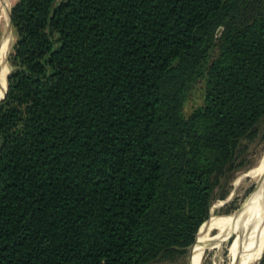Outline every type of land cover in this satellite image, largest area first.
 <instances>
[{
  "label": "trees",
  "instance_id": "obj_1",
  "mask_svg": "<svg viewBox=\"0 0 264 264\" xmlns=\"http://www.w3.org/2000/svg\"><path fill=\"white\" fill-rule=\"evenodd\" d=\"M10 27L0 264H156L196 244L264 120V0H17Z\"/></svg>",
  "mask_w": 264,
  "mask_h": 264
},
{
  "label": "rangeland",
  "instance_id": "obj_2",
  "mask_svg": "<svg viewBox=\"0 0 264 264\" xmlns=\"http://www.w3.org/2000/svg\"><path fill=\"white\" fill-rule=\"evenodd\" d=\"M8 1L10 2L11 8L17 0ZM1 3L2 0H0V16H3L2 19H0V26L2 29L5 12L2 10ZM7 42L6 54L14 42L12 31L11 33L9 31V39ZM6 54L4 59L6 58ZM4 64L6 66V63ZM201 104L202 82L200 79H195L187 86L182 95L181 114L187 116L193 109ZM263 157L264 120L257 126L254 133L249 138L241 142L232 165L219 176V184L214 189L210 203V217L208 216V222L210 220L234 216L235 213L237 214L244 207L252 203L260 187L259 179L255 176L254 170L261 164ZM262 228V240L259 245L255 246V248L259 246V254L257 257L264 255V205ZM241 231L242 228L238 225L229 226L223 232H219L217 229L212 230L204 249H202L200 264H239V257L235 249V241ZM256 235L257 234L247 233L241 236L239 254L247 256L248 250H250L252 244L257 240ZM200 244L198 246L197 255L200 253ZM189 250L190 247L177 255L172 261L168 260L156 264H188ZM195 253L196 249L193 248L191 261L192 254H194L195 258Z\"/></svg>",
  "mask_w": 264,
  "mask_h": 264
},
{
  "label": "bare ground",
  "instance_id": "obj_3",
  "mask_svg": "<svg viewBox=\"0 0 264 264\" xmlns=\"http://www.w3.org/2000/svg\"><path fill=\"white\" fill-rule=\"evenodd\" d=\"M254 174L259 179L260 187L252 203L244 207L237 214L235 213L234 216L227 217L224 219L210 220L209 222L207 221L203 224L206 228L203 225H202L203 227L201 226L202 229L200 227V229L202 230L201 232L202 234H200V236L198 237L196 244L194 243L195 246L193 245L194 248L196 249V253H195V258H194V254H192V261H191L192 264L201 263L200 259L202 255V249H204L207 239L212 230L217 229L219 232H223L227 227L232 225H238L239 227L242 228L241 233L238 235L235 241V249L239 257V264H251L259 258L257 257L259 254V246L256 248L255 246L260 244L262 240V231H263L262 222H263V205H264V157L258 168L254 170ZM247 233L250 234L252 233L254 235L257 234L256 235L257 240L252 244L250 250H248L247 256H244L242 254H239V242L240 239L242 238L241 236ZM199 244H200V253L199 255H197Z\"/></svg>",
  "mask_w": 264,
  "mask_h": 264
},
{
  "label": "crops",
  "instance_id": "obj_4",
  "mask_svg": "<svg viewBox=\"0 0 264 264\" xmlns=\"http://www.w3.org/2000/svg\"><path fill=\"white\" fill-rule=\"evenodd\" d=\"M1 5H2V10L5 12V17H4L5 19L3 22L2 29L0 26V97L2 96V93L5 88V77L7 75V70H8L4 64L5 63L4 56L7 50V43H8L7 41L9 39V31L10 33L12 31L11 29L9 30L8 24H7V16H8L9 8H10V2L8 0H2ZM2 17L0 16V19H2Z\"/></svg>",
  "mask_w": 264,
  "mask_h": 264
},
{
  "label": "water",
  "instance_id": "obj_5",
  "mask_svg": "<svg viewBox=\"0 0 264 264\" xmlns=\"http://www.w3.org/2000/svg\"><path fill=\"white\" fill-rule=\"evenodd\" d=\"M7 24H8V28H9V30H10V29H11V27H10V8H9V11H8V16H7ZM8 73H9V72H8V70H7V75H6V77H5V88H4V91H3V93H2V96L0 97V100L4 97V94H5V91H6V80H7V77H8ZM209 213H210V210H209ZM193 245H194V242H193V244L191 245L190 250H189L188 264H192V262H191V253H192V247H193ZM259 260H260V256H259L258 261H257L256 264H258Z\"/></svg>",
  "mask_w": 264,
  "mask_h": 264
}]
</instances>
